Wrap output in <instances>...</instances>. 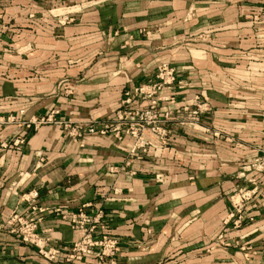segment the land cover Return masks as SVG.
Returning <instances> with one entry per match:
<instances>
[{
	"label": "crops",
	"instance_id": "crops-1",
	"mask_svg": "<svg viewBox=\"0 0 264 264\" xmlns=\"http://www.w3.org/2000/svg\"><path fill=\"white\" fill-rule=\"evenodd\" d=\"M262 8L264 0H0V115L17 118L0 124L2 216L37 191L50 210L105 208L108 233L122 240L119 264H264V197L247 208L254 222L224 224L238 174L264 151V25L247 17ZM66 15L74 22L59 26L55 17ZM162 62L177 69L179 104L200 96L213 112L201 131L172 122L169 145L152 140L130 167V139L75 144L58 126L30 123L53 110L75 123L110 121L124 92L154 80ZM254 177L264 185V174ZM40 232L62 247L81 237L50 213ZM0 264L47 263L0 232Z\"/></svg>",
	"mask_w": 264,
	"mask_h": 264
},
{
	"label": "built area",
	"instance_id": "built-area-1",
	"mask_svg": "<svg viewBox=\"0 0 264 264\" xmlns=\"http://www.w3.org/2000/svg\"><path fill=\"white\" fill-rule=\"evenodd\" d=\"M247 17L255 25H264V8L249 13ZM55 19L59 26L74 22L71 15L57 16ZM204 37L208 36L199 35L197 39L204 41ZM180 84L177 69L168 62H162L157 67L154 80L124 92L120 107L110 121L89 120L75 123L57 119L60 111L53 110L46 116L33 118L30 123L36 129L43 125L58 126L75 144H82L88 135L112 136L119 142L130 139L132 145L125 164L130 167L134 159L149 153L153 146L152 140L162 147L169 145V125L172 122L201 131L202 118L213 112L209 102L203 101L200 96L179 104ZM16 121L14 116L0 115V124ZM202 132L221 138L220 132H211L208 128H204ZM25 143V139H19L14 145L22 147ZM37 156L41 162L44 161L42 153H37ZM249 169L247 173L238 174V181L241 183L229 195L232 208L224 224L235 230L241 229L247 221L254 222V216L247 212V208L257 198L264 197V185L254 177L264 174V151ZM248 173L254 174L253 177L250 178ZM115 195H119L116 190ZM38 199L39 193L31 191L22 196L21 202L8 216L4 217L0 213V232L17 237L22 244L33 248L47 264H119L118 255L122 240L108 233L105 208L89 211L87 206H83L76 211L61 207L50 210L42 207ZM48 213L67 223L72 231L81 233L80 239L70 246L54 245L51 237L40 232ZM218 240L224 242L225 236L221 234Z\"/></svg>",
	"mask_w": 264,
	"mask_h": 264
}]
</instances>
